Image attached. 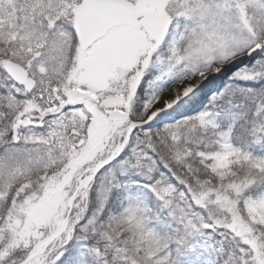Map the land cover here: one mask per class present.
<instances>
[{
	"label": "snow or ice",
	"instance_id": "obj_1",
	"mask_svg": "<svg viewBox=\"0 0 264 264\" xmlns=\"http://www.w3.org/2000/svg\"><path fill=\"white\" fill-rule=\"evenodd\" d=\"M0 264H264V0H0Z\"/></svg>",
	"mask_w": 264,
	"mask_h": 264
}]
</instances>
